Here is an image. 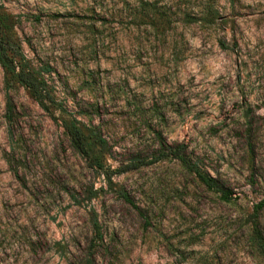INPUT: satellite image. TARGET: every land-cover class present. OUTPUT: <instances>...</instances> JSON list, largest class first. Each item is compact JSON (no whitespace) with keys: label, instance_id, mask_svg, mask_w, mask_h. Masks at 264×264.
Returning a JSON list of instances; mask_svg holds the SVG:
<instances>
[{"label":"rangeland","instance_id":"obj_1","mask_svg":"<svg viewBox=\"0 0 264 264\" xmlns=\"http://www.w3.org/2000/svg\"><path fill=\"white\" fill-rule=\"evenodd\" d=\"M0 3L23 61L107 139L93 151L105 165L184 143L231 193L222 199L174 159L108 181L61 112L0 65V264H264L251 239L264 201V0ZM258 223L264 233V205Z\"/></svg>","mask_w":264,"mask_h":264},{"label":"trees","instance_id":"obj_2","mask_svg":"<svg viewBox=\"0 0 264 264\" xmlns=\"http://www.w3.org/2000/svg\"><path fill=\"white\" fill-rule=\"evenodd\" d=\"M15 16L7 11L5 6L0 3V65L5 72V76L24 87L37 103L47 112L51 106L59 110L63 116V127L65 133L72 142V145L87 159L90 165L101 171L112 182L115 174H122L129 170L138 169L141 166L153 164L166 159H174L180 162L182 167L204 184L208 189L221 193L224 200L231 199V193L219 187L215 178L202 172L200 167L193 162L188 154L186 144L172 145L166 141H161L159 153L152 158H142L123 167L112 169L104 164L99 155H94V149H105L109 143L106 138L93 128L91 129L77 117L69 114L63 105L58 103L53 92L47 84V80L42 73L31 68L23 61L21 54V42L15 33ZM7 110L9 112V121L13 120L14 107L11 101H7ZM120 195L128 202H131L127 193L120 190ZM264 205V201L255 205L251 217L252 224V243L258 253L264 259V233L258 223V211ZM94 226L99 232L98 222L94 221ZM99 234V233H98ZM91 264V263H89Z\"/></svg>","mask_w":264,"mask_h":264}]
</instances>
